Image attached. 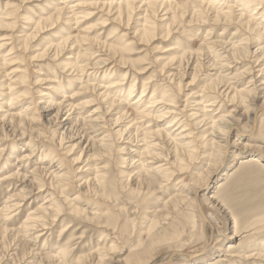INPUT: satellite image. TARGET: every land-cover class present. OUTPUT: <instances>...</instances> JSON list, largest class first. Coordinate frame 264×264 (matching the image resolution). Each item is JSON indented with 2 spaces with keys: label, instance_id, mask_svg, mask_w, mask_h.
Here are the masks:
<instances>
[{
  "label": "rangeland",
  "instance_id": "374dc122",
  "mask_svg": "<svg viewBox=\"0 0 264 264\" xmlns=\"http://www.w3.org/2000/svg\"><path fill=\"white\" fill-rule=\"evenodd\" d=\"M79 1L86 6L73 7ZM98 1L0 0V264H100L90 255L95 250L109 254L106 264H134V254L150 245V257L178 249L200 260L203 232L192 198L220 164L205 186L218 201L204 202L203 209L215 235L237 233V239L227 252L226 242L214 238L213 255L204 262L238 264L234 256L251 254L247 261H253L242 264H264V165H241L250 156L264 159V114L261 128L245 133L249 107L264 98V56L257 52L264 47V0H243L244 8L242 0H170L171 9L154 14L138 0L120 20L102 7L110 0ZM64 4L69 9L60 12ZM140 29L151 32L143 39ZM70 34L80 44L56 56L50 47ZM236 46L251 56L235 53ZM75 63L89 66L81 73ZM219 73L231 82L210 86ZM144 86L145 97L133 105ZM250 89L254 101L243 94L231 102L236 91ZM105 91L121 104L109 107ZM153 96L176 103L180 124L171 136L158 133L173 118L139 114ZM207 102L212 107L203 113L199 105ZM123 113L125 122L115 125ZM196 113L211 117L208 126L196 124ZM220 116H233L244 131L232 143L263 152L236 147L221 163L213 143L219 129L212 127ZM132 119L137 126L130 133ZM182 129L190 134L186 154L174 141ZM47 166L62 178L44 174ZM45 207L49 211L26 223ZM155 236L160 240L150 242Z\"/></svg>",
  "mask_w": 264,
  "mask_h": 264
},
{
  "label": "bare ground",
  "instance_id": "6f19581e",
  "mask_svg": "<svg viewBox=\"0 0 264 264\" xmlns=\"http://www.w3.org/2000/svg\"><path fill=\"white\" fill-rule=\"evenodd\" d=\"M199 1V0H198ZM81 2H83V1H79V3H77L76 5H74L73 7H77V8H79V7H82V8H84L86 5H84L83 3L81 4ZM95 2H96V4H94V5H96V6H98V5H100L101 3L98 1V0H95ZM105 2V1H104ZM138 2V0H121V1H116V0H110V1H107V3H103L102 5V7H108V9H110V12L111 11H114V13H116L117 14V17L116 18H118L119 20L120 19H122V17H123V15L124 14H131L132 13V11L135 9L134 7L136 6V3ZM243 2V3H242ZM139 3H141V6L142 7H144L146 10V12H154V9H156V8H169V9H171L170 7H172V5H174V3L172 2V1H170V0H140V2ZM139 3H137V4H139ZM250 2H247V4H245V5H247L248 7L247 8H249V7H251L252 5H250L249 4ZM61 3H59V5H60ZM194 4H195V2H194ZM262 4V3H261ZM260 4V5H261ZM62 5V4H61ZM205 5V4H204ZM241 6H243V8H244V1L242 0L241 1ZM73 7H71V8H73ZM141 8V7H140ZM139 8V9H140ZM203 8V7H202ZM64 9H66V10H68L69 8H67V6H65V4H64V6H63V8L62 9H60V12H62V11H64ZM258 9V8H257ZM136 10V9H135ZM109 11V10H108ZM107 11V12H108ZM156 11H157V9H156ZM164 11V10H163ZM166 11V10H165ZM150 12V13H151ZM222 12V11H221ZM156 13V12H155ZM159 13V12H158ZM167 13V12H166ZM113 14V13H112ZM154 14V13H153ZM218 14V13H217ZM223 14V13H222ZM109 15V14H108ZM111 15V14H110ZM132 15V14H131ZM167 15V14H166ZM113 16H114V14H113ZM129 16V15H128ZM220 16H221V14H220ZM226 16V15H225ZM241 16H243V14H241ZM131 18V17H130ZM129 20V19H128ZM174 20V19H173ZM216 20V19H215ZM122 22V21H121ZM99 25V24H98ZM102 25H104L103 23H102ZM41 25L40 24H38L37 25V27L39 28ZM36 27V28H37ZM101 31V30H100ZM151 31L150 30H148V29H140V31H138L137 30V34H140L139 36H141L142 35V38L144 39V38H146L147 37V35H149V33H150ZM264 35V34H263ZM64 38H62V40L60 41V43L59 44H57L56 46H51L50 47V50H51V48H54L55 50H56V52H57V54H56V56H59L62 52H63V50L64 49H66V47L68 46V45H71V46H73V45H75L76 46V44L77 43H79V40H78V38L79 37H75V38H73L72 36H71V34L70 35H66V37L65 36H63ZM26 39H24V42H25V40L26 41H30V40H32L33 38H34V35H32L31 34V36L29 35V36H26L25 37ZM82 42V41H81ZM26 44V43H25ZM80 44V43H79ZM79 44H77V45H79ZM5 44H2L1 46H4ZM25 48H26V46H25ZM53 49V50H54ZM234 50V52L235 53H241L242 55H243V57L245 56L246 58H249L250 56H251V54H250V51H249V49L247 48V47H241V46H236V48H233ZM47 51V50H46ZM46 51H44L45 53H46ZM257 52L258 53H260V57L258 56V58H261V57H263L264 56V47H261V48H259L258 50H257ZM48 54V53H47ZM46 55V54H45ZM43 56V55H42ZM55 56V57H56ZM262 59H264V58H262ZM258 61H259V59H258ZM257 61V62H258ZM105 62V61H104ZM259 63V62H258ZM96 65H98L97 63H96ZM96 65H94V66H96ZM87 66H89V63L88 64H85V65H80V64H78V63H75L74 65H72V68H74L75 70H77V71H80L81 73L82 72H84L86 69H87ZM93 66V67H94ZM215 66V65H214ZM259 67V66H258ZM75 72V71H74ZM264 73V71H261V73ZM246 74V72H243V75H245ZM183 75V74H182ZM215 75V74H214ZM124 78L126 77V75H124L123 76ZM124 78H123V80H124ZM216 78H217V81H214V82H212V83H210V86L211 85H213V84H216V83H220V85H223V82H226V81H229V82H231L229 79H227L226 80V76H222V73H219L217 76H216ZM235 79V78H234ZM233 79V80H234ZM219 80H221L220 82H219ZM226 84V83H225ZM219 85V86H220ZM227 85V84H226ZM229 85V84H228ZM227 85V86H228ZM119 86H121V84L120 83H117V84H114V85H112L110 88H108V89H113L114 87H119ZM180 86V85H179ZM263 86V85H262ZM218 87V86H217ZM134 88H135V85H133V89L130 91V93H129V95H131L132 96V94H133V92H134ZM102 89H105V88H103V87H101V86H97L96 88H95V90H102ZM143 90H142V94H141V97L140 98H137L135 101H134V103H133V105H138V103H140V102H142V100H143V98L145 97V91H147V88H146V86H144L143 88H142ZM254 91H255V89H250L249 91H247V90H244V91H236L235 93H234V95H233V97L231 98V102L233 103V102H236L237 100H239V98H240V96L241 95H243V94H245L248 98H250V100H252V101H254V99H256L257 97H256V95H255V93H254ZM119 92L121 93L122 92V90H119ZM218 92V91H217ZM103 94V93H102ZM99 95H101V94H99ZM264 95V94H263ZM259 96V95H258ZM154 97H156V96H153V98L151 99V102H149L147 105H146V107L141 111V112H139V114L140 115H142V116H144V117H154V118H159V119H166V118H173V121L167 126V128H165V130H160V132L158 133L159 135L160 134H165L166 135V137L167 136H171V129H173L175 126H177V125H179L180 124V122H176V120H177V117L178 116H176V108H174L175 106H176V103H175V101H167V100H165V96H161L162 98H157V99H155ZM102 98H103V101H110V105H109V107L111 106L112 108L114 107V106H117V105H120L121 103H120V101L119 100H117L116 98L114 99V97L113 98H110V93H107V91H105L104 92V94H103V96H102ZM227 98V97H226ZM263 98V97H262ZM242 101H244V100H242ZM242 101H240V102H242ZM252 101H250L249 103H252ZM245 102V101H244ZM243 102V103H244ZM213 103H215V101L213 102ZM246 103H247V101H246ZM254 103V102H253ZM161 107L162 109H158V107ZM199 106H201L202 108H201V111L203 112V111H206V109L207 108H209V107H212V104H210V102H207V104L205 105V106H202V105H199ZM250 106V105H249ZM137 109L136 110H138L139 108H138V106L136 107ZM173 108V109H172ZM250 109L248 110L249 111V118L247 119L248 120V130H247V132H245L246 133V135L247 136H249V135H251V134H253L255 131H256V128L259 126L260 127V125H262V123H263V120H262V118H260L261 117V115H263L264 114V98H263V101L259 104V103H256V104H254V105H252V107H249ZM47 109V108H46ZM58 113H60V111L58 112ZM158 114V116H155V114ZM203 113H206V112H203ZM6 115V114H5ZM24 116H26V115H21L20 116V119L22 120V121H25V118H22V117H24ZM175 116V117H174ZM11 117H13L14 118V115L13 116H11ZM192 117H195V119H193V120H195L196 121V124L199 126V125H202V126H208L207 124V121H209V119L211 118H209V119H207V117H208V115L207 114H204V115H202L201 117H199V116H197V113L196 114H194ZM221 117V116H220ZM233 117V116H232ZM232 117H221V118H219V120L217 121V122H214L212 125H211V122H210V124L209 125H211L212 127H213V129H214V125H216V128H218L219 129V131H216V129L214 130L215 132H214V135H213V139L215 140V141H213V143H214V153H216V154H220V156H221V163H224V164H226V162H227V159L226 158H228V156H229V154L234 150V148L236 149V147H237V145L235 144V143H232V138H233V135L236 133V134H239L241 137H243V133H244V131H242L241 130V128L238 126V122L235 120V118H232ZM19 118V117H18ZM27 118V117H26ZM126 115H125V113H123V114H121L116 120H115V125H119L120 123H122L124 120H126ZM10 119V118H9ZM28 119V118H27ZM13 121H15L14 119H12ZM31 120V119H30ZM80 120V119H79ZM79 120H77V121H79ZM139 120V119H138ZM213 120V119H212ZM84 121V120H83ZM86 121V120H85ZM84 121V122H85ZM136 120H134V119H132L130 122H129V126H128V128H127V130L126 131H128V132H130V133H132V130H130V129H132V128H134L135 126H137V125H135L134 124V122H135ZM21 122V121H20ZM66 122V121H65ZM64 122V123H65ZM81 122V121H80ZM125 122V121H124ZM176 122V123H175ZM8 123V122H7ZM67 123V122H66ZM78 123V122H77ZM86 123V122H85ZM217 123V124H216ZM241 123V122H240ZM5 124V123H4ZM22 124V123H21ZM25 124V123H24ZM81 124V123H80ZM204 124V125H203ZM63 125V124H62ZM13 126V125H12ZM27 126V125H26ZM35 126V125H34ZM82 126V125H81ZM201 126V127H202ZM211 126H209V127H211ZM37 127V126H36ZM182 127H186V126H182ZM200 127V126H199ZM136 128V127H135ZM261 128V127H260ZM36 129V128H35ZM210 129V128H209ZM2 130V129H1ZM21 130V129H20ZM212 130V129H211ZM119 131V130H118ZM125 131V132H126ZM70 132H71V130H70ZM123 133H125L124 131H122ZM122 132H120L119 131V133H122ZM138 132V131H137ZM210 132V131H209ZM41 133V132H40ZM64 133V132H63ZM122 133V134H123ZM184 133H186V130L184 129H182V131L180 132V133H178L177 135H175L174 137L176 138V139H174V141L176 142V144L178 145V149H182L183 150V153H185L186 154V152L187 151H185L186 150V147L185 146H188V143L186 144V141H187V139H188V135H190V134H187V135H185ZM206 133H208V131L206 132ZM147 135V134H146ZM139 136V135H138ZM147 136H149V135H147ZM148 138V137H147ZM212 139V140H213ZM209 140H211V139H209ZM208 140V141H209ZM133 141V140H132ZM171 141V140H170ZM234 141V140H233ZM235 142V141H234ZM80 143V142H79ZM133 143V142H132ZM190 144V143H189ZM220 144H222V145H220ZM156 145V144H155ZM154 145V146H155ZM153 146V145H152ZM157 147V146H156ZM147 148L148 149H150V154H151V151L153 150L152 148L153 147H150V145H148L147 146ZM155 148V147H154ZM176 148V147H175ZM237 149H240V148H238L237 147ZM240 150H242V151H252V152H263L262 151V149H260V146H258L257 147V145L256 146H253V145H250V144H245V145H243V147H242V149H240ZM213 153V154H214ZM177 154V153H176ZM26 155V154H25ZM155 156H160V154L158 153L157 155H155ZM213 156V155H212ZM24 157V156H23ZM26 157H28V156H26ZM177 158H178V155H177ZM80 159V158H79ZM179 159V158H178ZM264 161V159L263 158H260V157H257V156H250V157H247V158H245V159H241V165H244V164H254L255 166H257V167H261V166H263L264 164H262V162ZM183 162V161H182ZM182 162H181V164H182ZM180 164V165H181ZM221 165V164H220ZM220 165L219 166H217V168L216 169H211V171L209 172V174H208V176H207V178H206V180H205V182L203 183V185L202 186H200V187H198L197 188V190H196V192H195V194H194V196H193V198H192V200H193V203H195V209H196V211H197V214H198V217H199V222L201 223V230H202V232H203V235H202V237H203V241H204V246H203V249H202V253H203V255H205V257H202V259H200V260H194L193 259V257L192 256H190L189 254H187V253H185V252H183L182 250H178V249H176V250H168V251H166V252H164L163 254H158L156 257H154V255L152 256V257H150V255H151V253H152V249H153V246L152 245H150V246H143L144 248H142V249H139V251L138 252H136L134 255H135V260H134V264H206V261L204 262V260L208 257V256H211V255H213V254H211V251H212V242H213V239L214 238H218V239H222V240H219V242H221L222 241V243L223 242H226V244H227V252H230V251H232L233 249H235L234 248V241L237 239V236L235 235V234H237V233H234V234H231V235H226V236H222V238H220L221 237V234L219 235L218 234V236L217 235H215V231H214V228H213V225L211 224V222L209 221V217H207L208 215H206V213H205V211H204V209H203V204H204V202H207V203H209V204H214L216 201H218V200H216V201H214L215 199H216V197L215 196H208V195H206L205 194V186H206V183L208 182V180L212 177V175L219 169V167H220ZM209 166V165H208ZM48 167V166H47ZM45 167V170H44V174H48L49 176H52L53 178H55V180L56 179H58V181H59V178H62L61 176H59V174L58 173H56V174H54V172H53V170H51V168L52 167ZM175 168V167H174ZM209 168V167H208ZM49 171H51V172H53L52 174H51V172H49ZM184 171V170H183ZM182 171V172H183ZM49 172V173H48ZM139 172H141V169H140V171ZM181 172V171H180ZM16 174H18V173H16ZM43 174V173H42ZM41 174V175H42ZM6 175V174H5ZM47 175V176H48ZM18 176V175H17ZM172 176V175H171ZM25 178V177H24ZM166 178H167V176H166ZM169 178V177H168ZM171 179V178H170ZM203 179V178H202ZM41 181V180H40ZM49 181V180H48ZM202 182V181H201ZM59 184H61V183H59ZM63 184V183H62ZM202 184V183H201ZM54 187V186H53ZM216 187H217V189L218 188H220L221 187V184L219 183V184H217L216 186H215V189H216ZM39 190V189H38ZM218 191H220V190H218ZM217 191V192H218ZM15 194V193H14ZM215 194H216V192H215ZM214 194V195H215ZM51 196V195H50ZM11 197V196H10ZM9 197V198H10ZM21 197V196H20ZM24 197V196H23ZM23 197H21V198H23ZM52 197V196H51ZM180 199V198H179ZM14 203H16V202H14ZM13 203V204H14ZM7 204V203H6ZM18 204V203H17ZM192 204V203H191ZM223 205V204H222ZM15 206H17V205H14V206H12L13 208L15 207ZM48 206H50V205H48ZM172 206V205H171ZM51 207V206H50ZM42 210H35L34 211V213H32V215H30L28 218H27V222L26 223H28V222H32V220H38V219H36V218H38L37 217V213H39L40 211H44V212H46L47 210H48V208L47 207H45V208H41ZM52 209V208H51ZM13 210V209H12ZM49 211V210H48ZM47 214V213H46ZM223 214V213H222ZM39 215V214H38ZM167 216H168V214H166ZM226 215V214H225ZM167 216H165V217H167ZM170 216V215H169ZM94 217V216H93ZM170 217H172V216H170ZM174 218V217H173ZM166 219V218H165ZM168 219H169V217H168ZM50 220V219H49ZM34 221V223H36ZM26 226V225H25ZM166 227V226H165ZM257 229H258V227H257ZM27 230V229H26ZM196 230V229H195ZM31 231V230H30ZM158 231V230H157ZM161 231V230H160ZM162 231H164V230H162ZM161 231V232H162ZM150 232V231H149ZM148 233V232H147ZM158 233H160V232H157V234ZM165 233V232H164ZM153 234V233H152ZM168 234H170V233H168ZM193 234V233H192ZM147 235V234H146ZM154 235V234H153ZM158 235H161V234H158ZM148 237H149V235H147ZM147 237V238H148ZM156 237V236H155ZM173 238V237H172ZM171 238V239H172ZM153 239V238H152ZM29 240V239H28ZM160 240V238L159 237H156L154 240H152V241H150V242H153V243H155V241H159ZM168 240H170L169 238H168ZM167 240V241H168ZM217 241V240H216ZM99 242H101V241H99ZM28 244V243H27ZM32 244V243H31ZM174 244H176V243H174ZM147 245V244H146ZM170 245V244H169ZM218 246V245H217ZM216 246V247H217ZM220 246H221V243H220ZM67 247V246H66ZM219 248V247H218ZM25 249V248H24ZM216 249V248H215ZM27 250V249H26ZM108 250V249H107ZM111 250H113L114 251V246L113 247H111L110 249H109V251H111ZM154 250V249H153ZM220 250V249H219ZM64 251V250H63ZM109 251H107V252H109ZM215 251H218L217 249L215 250ZM226 252V253H227ZM63 253V252H62ZM254 253V252H253ZM61 254V253H60ZM153 254V253H152ZM239 254V253H238ZM90 255L92 256H96V258H98L97 260H98V262L100 263V264H106L107 262H106V260L107 259H105V257H107L108 255L107 254H105V253H99V250H95V251H92L91 253H90ZM216 255V254H215ZM235 255V254H234ZM234 255H231V256H234ZM247 255H249V254H247ZM64 256V255H63ZM89 256V255H88ZM229 256V255H228ZM249 257V256H248ZM250 257H251V254H250ZM249 257V258H250ZM94 258V257H93ZM234 258H236V259H238V264H242V262L243 261H247V260H249V258H247L246 256H244V255H242V256H240V255H237V256H234ZM252 258V257H251ZM255 258V257H254ZM61 259V258H60ZM217 259H220V260H222L221 261V263L222 262H227L226 260H224L223 258H217ZM219 260V261H220ZM251 261H253V260H250V261H247V263L248 262H251ZM59 262V261H58ZM66 262V261H65ZM254 262H255V260H254ZM262 262V261H261ZM78 263V262H77ZM227 263H229V262H227ZM66 264V263H65ZM250 264V263H249ZM252 264V263H251ZM255 264V263H254Z\"/></svg>",
  "mask_w": 264,
  "mask_h": 264
}]
</instances>
